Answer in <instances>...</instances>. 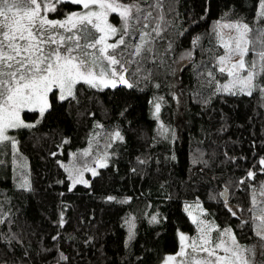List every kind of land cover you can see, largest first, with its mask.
<instances>
[{"label":"trees","instance_id":"trees-1","mask_svg":"<svg viewBox=\"0 0 264 264\" xmlns=\"http://www.w3.org/2000/svg\"><path fill=\"white\" fill-rule=\"evenodd\" d=\"M118 1L140 8L110 50L127 83L53 90L43 114L22 112L30 127L0 140V264H160L179 232L198 234L186 203L202 206L212 246L229 233L247 264H264V91L225 90L219 32L249 26L264 86L259 0ZM71 154L76 173L105 159L72 183Z\"/></svg>","mask_w":264,"mask_h":264},{"label":"rangeland","instance_id":"rangeland-1","mask_svg":"<svg viewBox=\"0 0 264 264\" xmlns=\"http://www.w3.org/2000/svg\"><path fill=\"white\" fill-rule=\"evenodd\" d=\"M58 2L72 3L71 0H52V6L55 8V11H45L44 6L46 0H43V2L42 0H38V3H41L40 14L42 16L46 17L48 20L66 22V26L64 28L51 31L47 34L54 40H60L61 42L59 45L56 43L42 44L41 47L43 48L44 52L48 53L52 49L59 48L60 55L65 56L69 55V53L65 52V49H70V55L75 57V59L72 60V64H79L82 59L85 61V66L88 65L89 59L97 61L95 66H92L90 69L91 75H89L88 71L85 70V67L81 68V72L84 73V76L87 79L93 80L94 83L99 86H92L89 83H85L83 79L77 76L76 83L71 89L72 93L74 91L75 85L78 82H82L93 88H102L106 86H112L113 84H124L123 81L127 82L125 70L118 66V63L112 62V58L114 56L110 55V50L112 48L108 47V45H118L119 41L122 39V36L125 35L128 26L129 20L126 22L120 15V13L123 12V9L116 8V5H128L132 3H122L118 0H114L113 7L116 8L115 11L110 9L102 10L98 4L90 5L87 9L84 8L82 4H77L79 6L78 8L65 12L62 16H55L54 14L56 12V4ZM109 2H113V0H109ZM89 12L104 14H101L99 18L97 16H88L87 20H85L84 17L87 16ZM73 13H76L77 15L73 16ZM69 17H71L70 22ZM88 21H91V23ZM234 23L244 24L241 21H230L219 26V32L222 36L221 43L225 51L223 56L225 57V60L222 62V68L226 70L228 74V80L225 84L227 89L225 90L228 91V89H236L241 92V81L247 75L249 70L253 71V67L251 66L252 63L247 61L246 55L242 56L239 53H234L229 56L230 49L235 48L238 41L240 43L241 49L247 48L248 45L249 31L241 39L240 34L235 28L224 27L226 24ZM97 24L99 25L98 28L94 26ZM111 29H115V31L113 32ZM19 43L22 44L23 41H19ZM226 45L228 47H226ZM241 59L245 61V67L243 69L240 67L233 68L232 65H238ZM115 60L117 59L115 58ZM101 71H103V75H101ZM121 75L123 77V81L120 78ZM253 83H255L254 80ZM53 90H56V96L59 99L61 95L64 97L70 96L68 95L67 88H65L62 92L56 84H53L50 90L45 94L44 98L40 100V102L30 104L20 110L19 118L25 125H32L34 122L25 121L22 117V112L25 110L37 111L41 115L40 108L43 107L45 111V109L48 107L50 103L49 95ZM243 93H247V91H244ZM10 129L14 128H7L4 133L5 136L8 137V131ZM88 152L89 149L86 150L84 154H88ZM77 158L78 157L75 159V155L71 154L69 165H66V169L71 175L72 183H87L89 175L91 176L96 174L98 168L103 165L105 159V157L99 158L94 163V166L87 167L85 171L76 173L72 170L75 167V161H78ZM184 207L191 221L197 227L198 234H196V237L192 238L187 233L179 232L178 251L174 254L168 255L160 264H198V262L199 264H204L205 261H208L209 264H244V250L237 245L231 234H220L216 240V244H219L220 247H217V245H211V241H213L212 231L214 227L211 225V223L204 219V210L199 203H186ZM181 236L184 238L181 239ZM205 249H207V251H205ZM225 249L228 251H225ZM181 251H183V255H180ZM233 253H236V255L234 256ZM169 257H174V259L169 260ZM220 257H223V259L218 260Z\"/></svg>","mask_w":264,"mask_h":264},{"label":"snow or ice","instance_id":"snow-or-ice-1","mask_svg":"<svg viewBox=\"0 0 264 264\" xmlns=\"http://www.w3.org/2000/svg\"><path fill=\"white\" fill-rule=\"evenodd\" d=\"M71 2L82 4L86 9L90 5L97 4L102 10L110 9L115 11L116 8H122L123 12L120 15L126 22L132 19L133 13L140 11L137 3L128 5L117 4L116 8H114V0L113 2H109V0H71ZM259 9L260 17L264 18V0H259ZM44 10L55 11L52 6V0H46ZM40 12L41 3H38V0H0V139H8L4 135L7 128L31 126L25 125L20 120V110L30 104L40 102L53 84H56L62 92L67 88L68 95H72L71 89L76 83L77 76L83 79L85 83L99 86L93 80L87 79L84 73L81 72V68L85 67V70L91 75L90 69L95 66L96 60L89 59L88 65L85 66L83 59L79 64H72V60L75 57L70 55V49H65V52L69 53V55L65 56L60 55L59 48L52 49L48 53L44 52L41 47L42 44L56 43L59 45L61 42L60 40H54L47 34L64 28L66 22L48 20ZM101 14L104 13L89 12L84 19L87 20L88 16H97L99 18ZM76 15V13H73V16ZM70 21L71 17H69ZM88 22L91 23V21ZM94 26L99 27L98 24ZM109 27L111 28L110 25ZM224 27L235 28L241 39L248 31H251L247 24L241 23L226 24ZM111 30L115 31V29ZM19 41H23V43L21 44ZM119 42L123 43V40L121 39ZM108 47L116 48L117 45L112 44L108 45ZM226 47L228 46L226 45ZM137 51H139V48ZM247 51V48L241 49L238 41L236 47L230 49L229 56L234 53H239L243 56L247 54ZM259 56L264 61V52L259 53ZM220 60L223 62L225 57H220ZM112 62L119 63L114 57ZM254 66L255 62H253ZM232 67L243 69L245 61L241 59L238 65H232ZM220 70L224 71L223 68ZM261 71H264V65H262ZM101 75H103V71H101ZM120 78L123 81L122 75ZM253 80L254 73L249 70L241 81L240 91H247L248 95L252 94L253 89L264 91V86L254 84ZM123 82L127 83L126 81ZM112 86L115 87V84ZM64 98L63 95L60 96V99ZM156 108L159 111V105H156ZM43 111L44 108H40L41 114H43ZM117 136H119L118 133ZM261 163L264 164V161H261ZM249 175H252V173H249ZM183 238L181 236V239ZM217 247H220V245L218 244ZM225 251L228 250L225 249ZM180 255H183V251H181ZM233 255L235 256L236 253H233ZM168 259L172 260L174 257H169ZM219 259H223V257ZM204 264H209V262L205 261ZM244 264H247V262L245 261Z\"/></svg>","mask_w":264,"mask_h":264},{"label":"flooded vegetation","instance_id":"flooded-vegetation-1","mask_svg":"<svg viewBox=\"0 0 264 264\" xmlns=\"http://www.w3.org/2000/svg\"><path fill=\"white\" fill-rule=\"evenodd\" d=\"M51 93V92H50Z\"/></svg>","mask_w":264,"mask_h":264}]
</instances>
